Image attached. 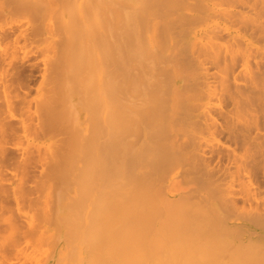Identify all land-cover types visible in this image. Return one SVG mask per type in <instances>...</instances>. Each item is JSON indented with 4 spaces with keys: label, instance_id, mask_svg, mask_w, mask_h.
I'll return each instance as SVG.
<instances>
[{
    "label": "bare ground",
    "instance_id": "1",
    "mask_svg": "<svg viewBox=\"0 0 264 264\" xmlns=\"http://www.w3.org/2000/svg\"><path fill=\"white\" fill-rule=\"evenodd\" d=\"M2 1L3 0H1V3ZM181 1L183 2V0H158L157 3L160 7L166 4L165 6L167 8L163 7L162 11H164V9L168 10L169 6L167 5L169 4L173 6L177 13L180 8L178 9L176 6L179 5V2L180 6H182L183 4ZM213 1V3L219 1L218 5L223 3V7L220 5V8L217 7L220 10L213 9L212 12H210L212 8L209 7V5H207V7H209L207 8L202 6L206 4L200 3L201 8H199L197 12L200 13L201 9L202 16H196L198 17L197 19H199V22H204L205 24L208 20L211 22L213 18L218 17V20H220L219 16H221L222 19L226 21L225 24L227 25L223 27L224 20L221 23L223 24L222 27L219 23L214 25L213 22L215 21L212 22L213 24L209 22L212 25L211 32L209 33L210 30H207V34H210V39L209 41L207 38L205 40L210 44L208 45L206 42L202 44L201 41H196L198 38L193 39V43L195 41L197 43H189L190 45L188 46L193 44L192 46H194V48L188 49V53L195 51L193 49H198V51L196 50L198 54L195 52L192 53L193 56L198 55L196 60L194 59L195 56L191 57L192 54H189L191 59L193 58L194 61H196L195 64H197V59H199V57V62H202L201 56L204 54L203 52H205V49H207L208 55L204 54L206 57L203 55L202 58L205 57L206 62H209L211 65V60H213L212 57H214L213 62L216 65H213L214 68L210 67L214 70L212 72L209 69L211 71L210 73L207 67L205 69L208 71L204 69V65H207L205 64L206 62H202L203 65L198 62L200 67H202L201 70L204 69L205 71V73H201L199 79L200 75H197L198 72H201L198 71L199 64L197 65L198 67L194 65L197 67L198 71L194 73L193 69L195 67L192 66L193 63H191V60L185 59L184 55H182V60L180 59L175 62L179 70L182 69L180 70L182 72L184 69L186 71L193 70L190 72H192L193 75L196 74L194 76L198 79L197 83L196 77L193 78V81L196 80L194 82V85L196 84L194 87L198 86V88H196L203 95L199 94L198 91L195 90L196 88L190 87L189 84L193 83L190 82L193 75H189L188 77L190 80L186 79L185 83L189 80L188 82L190 83L186 84V86L189 85L187 89L190 87V90L188 89L189 92H192L194 89L193 91L197 93L194 92L195 96L198 94L200 95L196 96L198 99L194 100V103H197L196 105L198 106L194 108V103V105H190L192 103H189V105L185 107L182 106V108L180 107L182 111L180 112L179 110L180 113L177 112L174 117H172V114L169 112V114H171L170 118H172L171 120L169 119L170 121L167 120L170 123H164L160 130H158L160 126L157 124L159 122L156 123L154 119L159 117V119L162 120L161 116L163 117L164 114L161 113L165 111L163 112V109L161 113L159 111L158 113L156 112V114L153 112L152 109L156 111L159 110V108L156 109L157 106L155 108L152 104L150 105L151 102L155 104L152 99L150 103H148V101L150 97L153 98L155 94L154 92H151V96L150 92L145 94L139 83L142 74H140L139 71L137 38L139 34H142V31L139 33V28L144 27L139 24H143L144 22L145 27L149 29L150 25L146 24V22L151 20L149 12H147L149 10L148 8L152 6L151 0L42 1L44 3L41 5L48 7V10L50 9V16H53L52 18L50 17L53 19L52 23L55 22L56 18L54 19V17L56 16L57 23L55 24L61 27V29L57 26V28L54 27L55 31L57 30L56 34H58V36L61 35V40H58V43L55 42L56 40H53L55 43H51V40L49 43L52 46H56L54 50L58 49L56 50L58 52L57 58L60 57L58 61L55 56L57 65L54 59L55 66L52 61L53 67L49 68L51 73L57 72L58 75L54 73L55 76H49L51 77L49 80H53V78L55 80H50V91L47 90L49 95H51V97H49L50 99L48 98L49 102L55 99V101H51L52 103L54 102L55 105L50 102L52 107L49 104L47 106L50 107H47L44 104L45 107L47 109L50 108V110L44 107L48 111L44 114V119L46 116L48 117L43 123H47V128L50 127L49 130L53 132L54 135H59L60 138L61 135L66 134V136L61 139L58 138V140H56L60 142L64 138L62 143L60 142L59 146L57 145L58 148L62 149L61 152L57 147H53L57 149H54L56 152L58 151L57 154L59 157L56 152H54L57 155L56 159H54L56 155L52 160L50 158L47 159V152L44 154L43 150H39L40 148H37L38 145H36L38 152L41 151L39 154L43 153L41 155H46L47 161L49 159L51 160V162L50 160L48 161L49 163L47 162L49 166L46 165V167L49 168L53 178L51 175H49L48 178L46 175L45 178H47V181L52 179L54 181L56 180L55 182L53 181L55 183L54 185L52 182L49 183L54 186L51 192L54 197L49 192L48 198L52 201L49 200L51 201V205L50 203L49 205L47 203L45 204L47 210L43 212L48 216L47 218L45 216V219L43 216L44 221L42 220L45 223V220H48L52 215L50 218L51 220H48L49 222L51 221L50 224L54 227L53 231H49L52 243L49 241L48 232H45L46 234H43L44 232L38 233L40 238L43 237L41 235H47L44 236L43 240L48 239V242L44 240L48 244V247L50 245L49 243H51L53 247L50 246V248L53 249L55 247L56 250V252L49 257L48 255L50 253L48 254L47 250L52 251L49 248L46 250V254L48 255H45L43 251L39 252L41 256L45 255L48 257H46L47 259L45 258V264H61L64 249L71 248L72 244L75 242H78V245L74 250H79L81 247L87 245L86 254L89 259L87 261L89 264H102V262L103 264H264V0H253L254 2L250 0L251 4H249V0H246L248 2L241 0L243 1L239 2L241 6L239 4V6L237 5L238 2H236V6H234L233 2L235 0H233V2L232 0L229 1L232 3H229L228 0L225 2H222L224 0ZM5 2L3 1L1 6L4 5ZM184 2H186V0H184ZM202 2H204V0ZM37 3L38 0H10L5 4L8 6L7 8L4 9L2 7V9H0L2 11L1 21L3 15L6 16L12 11H14V13L15 11H38L37 7L41 2ZM194 3L196 4L197 1H194ZM194 3H192L193 6L195 5ZM247 3L249 5H247ZM189 4L190 3H188V5ZM41 5L39 4V6ZM185 5L184 3L183 11ZM196 5L199 6V2ZM191 6L190 4V6L186 7L190 8ZM193 6L192 9L190 8L191 11L188 10L190 13L198 10L194 9ZM46 7H43V9L45 8V11H48ZM3 9L5 10L4 12ZM174 9H171L172 12ZM61 10L63 11L62 15L60 14ZM149 11L151 12V10ZM172 12L170 11L171 16L176 15V13L172 14ZM21 13L23 12H20V14ZM36 13L37 12L31 14L34 16ZM203 13L206 14L204 15ZM155 14L156 13H154V15ZM185 14L186 13H183V15H176L177 17H175L174 20L177 23L178 21L184 24L190 23L189 26H191V22L193 21V26L191 27H194L193 18H195V16L190 19V14L188 17V14ZM156 16H158V14ZM160 17L159 15L158 19H160L161 22H169V24H171L170 21L173 20V18L169 17V19L172 20L169 21V19H167L168 21H165L166 19H164V21H162ZM197 19L195 20L196 22ZM158 21L159 20L154 24H157ZM199 22L197 24H199ZM173 23L172 21V25ZM180 23L177 24L178 27L184 28L183 31L189 34L185 29H187V27L189 29L190 27L185 24L187 25L186 27L183 23L182 27ZM196 25L195 27H198L196 29L200 31V24ZM201 25L203 26L202 23ZM145 27L143 28L144 30ZM161 27L163 28L164 25L160 26L159 30L162 29ZM229 27H234V30ZM172 28L173 26L171 29ZM175 28L176 30L178 29L177 26L174 27V30L168 28L173 32V34L168 32L170 37L177 35V32L174 34ZM23 30L25 33L23 32L24 34L22 33V35L21 33L17 34L12 42L14 41L17 43L16 41L21 39L26 42L29 36L31 37L38 33L36 32L34 34L33 32H29V34L25 29ZM167 30L164 32L167 33ZM192 30H194V28H191V32ZM202 30L200 32H202ZM31 31H35L33 27ZM60 31H62V33ZM180 31L178 33L179 37H176L180 39H176L179 43L182 41L181 36L183 34L182 31L180 34ZM155 32L156 31H154V33ZM186 33L185 37L187 35ZM12 34L11 32L10 39L13 36ZM153 34L152 36H154ZM155 35L158 36L157 34ZM200 35L201 34H199V36ZM203 35L202 37L205 38ZM18 36L20 39H18ZM199 36L197 35V37ZM8 37L5 38V41L9 40ZM161 37L159 38L161 39ZM165 37L168 40V34ZM154 38L157 37L154 36ZM183 38L184 34L182 36V39ZM163 40V42L167 41H165L164 37ZM159 41L158 43L163 44V42ZM176 41H172L174 44L172 43L171 46L174 45L176 48L179 44H176ZM9 42L10 41L5 42L4 45L6 46L7 43V46H12V42ZM167 43L168 41L165 45ZM175 44L177 46H175ZM205 44H207V46ZM23 45L22 43L21 46ZM182 45H185V41ZM182 45L180 44V46ZM200 45H204L203 48L205 47V49L203 50ZM166 46L163 49H165ZM180 46L178 49L181 51L180 48H184V46ZM6 47H4V49H6ZM170 48L169 53L162 54V56L170 58L171 51L177 50H172ZM12 49L14 48L10 50ZM161 49L162 48H160V50ZM208 50L211 52H208ZM146 51L152 53L149 48H147ZM158 51L159 50H156V53L153 55L149 53L150 55L146 57L147 61L150 57H155ZM199 51L202 53H200L201 55ZM210 53L213 56L209 58ZM168 54H170V56H167ZM173 54H175V52ZM162 56L160 55V57ZM154 57L151 60H153ZM144 60L142 63H144ZM167 60L168 58L166 61ZM205 60L203 59V61ZM148 63H150V61ZM155 63L154 61V64ZM171 63H167V65H171ZM156 64L157 66L160 65L158 63ZM6 65L8 66L9 64L6 63ZM143 66L144 72L145 65L143 64ZM155 68L157 69V67ZM158 68L157 71L155 70L156 75H158L160 71V67ZM146 69H148V71L150 70L149 68ZM168 69L166 68V71H168ZM148 71L146 72L149 74ZM190 72L186 73L189 74ZM147 73L145 75H147ZM178 74H180V72L177 73V75ZM153 76L154 78L157 77L155 75ZM162 76L161 78H163ZM56 77H59V80L57 79L58 82ZM142 79L141 81L144 84L141 83L145 85ZM52 82L55 84L51 85ZM158 82H160V80H158ZM174 82L175 80H173V83ZM173 83V88L176 90V87L179 85L176 83L175 86V83ZM156 85L158 87V84ZM156 85H154V87H156ZM150 86L153 90V82L152 85L150 83ZM159 87H161V85ZM191 88L193 89L191 90ZM157 90L159 92L161 89ZM157 90H154L156 94H158ZM167 90L171 91L169 87ZM184 91L185 94L186 92L189 93L186 90ZM194 94L192 92L188 95L192 98ZM215 94H217L219 98L224 99L223 104L226 106L223 105L225 106L223 109L221 108L223 99H219V101H222L221 104H218V106L221 105L220 107H216L215 105L211 106V104L208 103L209 97H215ZM170 95L171 94H169V97ZM221 95L223 97H220ZM201 96L203 99L199 98ZM157 97L159 98V96ZM172 97L174 98L176 95H172ZM187 97L185 96V98ZM167 98L168 96L166 99ZM190 98L188 99L192 101L193 98L195 99V97L192 99ZM206 98L209 99L206 101ZM225 98L230 100V102ZM164 99L165 98L161 96L160 101L166 104L167 100L164 102ZM188 99L185 104L190 102ZM216 99H212L213 101H211L215 102ZM204 100L205 102L202 103ZM176 101L172 102L176 103ZM216 102L214 104H216ZM198 103H200L201 106ZM151 106L153 107L151 109V115H153V112L157 117L154 115L153 117H149ZM171 106L169 107H173L174 110V106ZM163 108L165 107L163 106ZM197 108L200 110L198 109L199 112L197 114L195 112L194 115L192 111L194 109V111H196ZM171 112L173 113V111ZM166 115L167 113H165V116ZM164 120H166V118ZM41 122L42 121L38 123V126L42 130L43 124H40ZM161 122H163V120ZM0 125L2 126L1 122ZM8 126L9 125L5 127ZM46 126H44L43 129L47 130V128H45ZM21 127L24 129L22 125ZM54 127H56V129L59 127L57 129L59 133H56V131L54 133ZM6 129L0 130V136H3V131H6ZM168 130H170L173 135H169L167 133ZM158 131L161 133L159 134ZM143 142L144 144H141ZM63 143L66 144L62 145ZM150 145L154 146V149L160 150L161 152H159L163 157V161L160 159L161 163L159 160H157L159 163H156L157 161L155 160H151L152 163L154 161L156 163L150 165L152 172H149L150 169L144 171L149 163L145 161V153H147V149L150 148ZM50 147H52V145H50ZM63 149L65 150L64 152ZM159 152L156 153L159 155L158 157L161 158ZM38 158H40V156ZM29 160L26 161L29 162ZM43 161L42 159V162ZM2 162H4V159L1 160V163ZM4 163H2V165ZM29 163H31V160ZM162 163L164 168L166 166V170L162 168ZM177 164L180 165L181 171L184 170L182 173L186 178H182L181 175V179L178 180L179 177L174 178L171 176L174 171L172 169H176L175 166L178 168ZM2 165H0V168L5 167ZM156 165L161 167H156ZM171 166H174V168ZM24 167L27 168V164H25ZM157 169L160 173L158 175ZM160 169L161 171L164 169L163 171L166 172L162 173ZM180 169L179 173H181ZM46 174H48V170ZM233 174H235L234 178ZM178 176H180V174ZM228 176L232 179L227 178ZM235 177L238 187L235 188L236 190L233 188V183H235L233 180ZM45 178L42 180L45 181L42 186H45L47 182ZM182 179L191 180L188 183L190 185L191 182L194 183L195 187L193 185V189H189L190 191H187L188 193L186 190L183 191L182 189L184 187H189H187L188 185L186 183V185H180L178 181ZM174 180H176V185ZM182 183H184V181ZM172 184L174 185L173 188ZM175 186V190H172ZM190 188H192V186ZM179 191L186 193L182 192V194H175V192ZM26 193H21V195L23 196ZM22 196H19V198H23ZM10 197H12V195H10ZM24 197L26 198V195H24ZM19 198L17 199L19 200ZM23 201H25V199L19 200L18 202L24 204ZM21 204L20 209L22 210L23 207H21ZM36 206L38 209L39 206ZM1 208L3 207L0 205V221L4 220L3 223L5 225L1 227V225H3L1 224L0 227L2 229L0 230L3 231L5 226H7L11 234L10 236L14 238L16 233H19V231L20 233L23 232V230H20L22 226L21 224L20 226L18 225L19 223L18 220L15 219V214L13 215V219L15 220L10 217L9 220L8 214L10 216V210L12 209L7 211V208H5V214L4 210ZM16 209L18 210L19 207ZM49 213H51V215H49ZM4 214L8 219H6V217V220L1 218ZM41 217L42 215L40 216V220L42 219ZM11 220L13 224L10 222ZM14 222L18 225L17 228ZM40 224L39 227H41ZM23 227H25V224ZM33 227L34 226L31 224L28 225L27 230L23 232L25 238L27 235H30V237L33 235V238L38 235L34 236L36 229L34 232V230H32ZM5 230L3 231L4 233L6 232ZM2 231H0L1 234H3ZM16 236L19 237L18 235ZM1 237L0 264H5L8 261L6 259L11 256L19 257L21 255L20 257H29L30 254L28 253L27 255V249H22L26 247L17 249L19 245H16L17 241H14L16 238L12 239L13 244L16 242V247L11 244L14 248L11 252L9 250V241L6 242L9 238L4 240L5 238L1 239ZM9 240H11V238ZM37 241L41 242L40 240H36V242ZM38 245H40V243H38ZM42 245L40 247H42ZM72 250H70V254L73 253L74 250ZM77 255L80 256V251L77 252ZM5 260L6 262H4Z\"/></svg>",
    "mask_w": 264,
    "mask_h": 264
},
{
    "label": "rangeland",
    "instance_id": "2",
    "mask_svg": "<svg viewBox=\"0 0 264 264\" xmlns=\"http://www.w3.org/2000/svg\"><path fill=\"white\" fill-rule=\"evenodd\" d=\"M4 2L6 1V0H3ZM3 1H2V3H3ZM10 1V0H9ZM8 0L4 3V5L5 4H7V2H9ZM43 1V0H42ZM41 0H38V3L39 2H41V3H39L40 5L42 4V3H44V2H42ZM157 1L158 0H151V4H152V6H151V8H148L149 10H151V12L148 10L147 12H149V15H150V18H151V20L149 21V22H146V24H148V25H150L149 26V29L148 28H146L145 27V25H144V22H143V24H139V25H143L144 27H145V30L143 29V28H141L140 26V32L139 33H141V31H142V34L140 35H138V38H137V44H138V49H137V51H138V63H139V71H140V74H142V76H141V79H142V77H143V81L145 82V85H143L144 83L141 81V79H140V81H139V83H140V86H141V88L144 90V93L146 94V93H148V92H150V96H151V92H154V97L153 98H151L150 97V100L148 101V103H150L152 100L154 101V103L156 104H153L152 102L150 103V105L152 104V106L154 107L155 106V108H156V106H157V108L156 109H158L159 108V110H156V111H154V109H152L153 107L151 106L150 107V115H149V117H153V115H154V113L156 114V112L158 113L159 111H160V113H161V111L163 110V112L164 113H161V114H164L163 115V117L161 116V119L163 120V122H161L162 120H160L159 119V117L158 118H155L154 120L156 121V123L157 122H159V123H157L160 127L158 128V130H160L161 129V127L164 125V123L165 124H169L170 122V120H171V118L172 117H174L176 114H177V112L178 113H180L182 110H181V108H182V106H186V105H189V103H192V104H190V105H194L195 103H194V100H196V99H198V98H196V96H198L199 94H201V92H199L198 91V86H196V87H194L195 85H194V82L196 81V80H194L193 81V78H195L196 76H194V75H196V74H194L193 75V73L192 72H190V71H193L194 73H197L198 71H201V72H198L197 73V75L199 76V79H200V77H201V73L202 72H204L205 73V71H204V69L207 67V69L209 70H211L212 72H213V70L214 69H211L210 67H213V65L215 64L214 62H213V60H214V57H212V59L213 60H211V62L213 63H211V65L209 64V62H206V55H208L207 54V49H205V47L203 48V46H201L200 45V47L201 48H203V50L205 49V52H203L204 54H206V55H204V54H202L200 51H199V54L201 53L202 54V56L204 55L205 57L204 58H202V56H201V61L202 62H206L205 64H207V65H204V69L203 70H201V68L202 67H200V64L199 63H202V62H199V59H200V57H199V59H197V61L199 62H197V64H195V62L196 61H194V59L196 60V57L198 58V55H194L195 56V58L193 59H191V57H194L193 56V52H197L198 51V49H193V50H195V51H193L192 53H188V49L190 50V49H192V48H194V46H192L193 44H195V42L198 40V42H200L201 41V43L203 44L204 42H206V43H208V45L210 44L208 41H209V39H210V34H207L208 33V31L207 30H210L209 31V33L211 32V29H212V25L211 24H213L214 23V25H217V23H219L220 24V26L222 27V25H223V27L225 26V25H227V24H225V20L224 19H222V17L221 16H219L220 18V20H218V17L217 18H213L212 19V21L210 22L209 20L208 21H206L205 22V24H204V22H199V19H197L199 16H202V11H201V9H200V13H198L197 11H199V8H201V4L202 3H204V4H206V5H202V6H204V7H207V5H209V7H211L212 9L210 10V12H212V10L213 9H216V10H220V9H218L217 7H219L220 8V5H221V7H223V3H220V5H218L219 4V1L218 2H215V3H213L214 1L212 0V1H210V0H204V2H202L201 0V2L200 1H198V0H193V2H192V0H186V2H184V0H183V2L181 1V3L184 5V3L186 4L185 5V8H184V11H183V5L182 6H180V2L178 3L179 5L178 6H176V5H174V6H176L178 9H179V12H177L178 14H180V15H183V13H186V14H188L187 15V17L189 16V14H190V16H189V18L190 19H192L193 18V16H195V18H193L194 19V27H191V26H193V24H192V22H191V26H189V24L188 23H185V24H187L190 28V30L188 29V27H187V25H185L183 22V24L187 27V29H185V31H187V32H189V34H187L186 32H184L183 31V29L182 28H179L178 27V23H180L179 21H178V23L174 20L175 19V17H177L176 15H178L175 11V9L173 8V6H170L169 4L167 5V6H169V9L167 10V9H164V11H162L163 9V7H165V8H167L165 5L166 4H164L163 5V7H160V5H158V3H157ZM194 1L196 2L197 1V3L199 2V6L198 5H196L195 3H194ZM216 1V0H215ZM226 0H224V1H222V2H225ZM230 0H228V2H229ZM243 1H246V0H243ZM243 1H239V0H235L234 2H233V0H232V2H233V4H234V6H236V2H238L237 3V5L239 4V2H243ZM257 1V0H256ZM155 2V3H154ZM190 3L192 6H193V4L192 3H194L195 5L193 6V8L194 9H198V10H196V12H189L188 10H190V8L192 9V6L190 7V8H187L186 6H190V4L188 5V3ZM207 2V3H206ZM232 2H229V3H232ZM246 2H248V1H246ZM245 2V3H246ZM252 2H254L253 0H252ZM1 0H0V6H1ZM37 3V4H38ZM201 3V4H200ZM209 3V4H208ZM39 4H38V11H31V12H29V11H15V13H14V11H12V12H10V13H8L6 16L5 15H3V19H2V21H1V18H2V11L0 10V122H1V124H2V126L0 125V130H3L4 128L6 129V128H8V129H6V131H3V136H0V163H1V160L2 159H4V162H6V163H4V162H2V163H4L3 165L5 166L4 168H0V205L3 207V208H1V209H5V208H7L6 210L7 211H9L10 209H12V210H10V212H11V214H12V216H11V214H10V216H9V214H8V218L10 217V218H12L13 219V215L16 217L15 219L16 220H18V225L20 226V224H21V226H22V229H20L21 231L23 230V232L24 231H26L27 230V227H28V225L29 224H31L32 226H34L33 227V229L32 230H34V232H35V229H36V232H35V234H34V236L35 235H37L38 233L40 234V233H42V232H44L43 234H46L47 232V234H48V237H49V239H50V236H49V231H53V226H51V221L49 222L48 220L52 217V215H51V211H49V212H51V213H49V215H51V217L50 218H48V220H45L46 222L44 223L43 221H44V219H45V216H46V213H44L43 211H45V210H47L46 209V206H45V204L47 203L48 205H49V203H50V205H51V199L50 198H48V196H49V192L51 193L52 192V190H53V185L55 184L54 182L56 181H54L53 179L52 180H49V181H47V178H48V176L49 175H51V173H50V171H49V168L48 167H46V165L49 163L48 161L51 159H53V157L58 153V151L56 152V148H53V147H57L58 148V146H59V143L61 142L62 143V141L64 140V138H63V140L62 141H56V140H58V138H60V136L58 135V136H56V135H54L53 134V132H51L50 130H49V128H47L48 127V125L46 126V124L47 123H43V121L48 117V116H46V118L44 119V114H46L48 111L47 110H50V108L49 109H47L46 107H45V105L47 106L48 104L49 105H51V101H55V99L54 98H52V99H54V100H50V102H49V97H51V95H49V93H48V91L47 90H49L50 91V83L49 82H51L50 80H52V79H50L49 80V78H51V77H49V76H52L53 77V75H54V73L55 72H53V73H51V70L49 71V68L50 67H53V65H52V63L54 64V59H55V56H56V58H57V54H58V52L56 51V50H58V49H56V50H54V47H56V46H52L51 44H49L50 43V41H51V43L53 42V43H58L57 41L59 40H61L60 39V37H61V35H60V33H59V35L60 36H58V34H56V31H55V28L54 27H56L57 25L55 24V23H57L56 22V20H57V17L55 16L54 17V19L56 18V20H55V22L54 23H52L53 22V19H51L52 17L50 16V14H51V12H50V9L48 10V7H46L44 4V6H39ZM214 4V5H213ZM249 4H251V2H250V0H249ZM248 3H247V5H249ZM4 5H2L1 6V8L0 9H2V7L5 9V8H7L8 6H6L5 5V7H4ZM213 5V6H212ZM240 5V4H239ZM238 5V6H239ZM245 5V4H244ZM233 6V5H232ZM241 6V5H240ZM40 7H42V8H40ZM43 7H46V10H48V11H45V8L43 9ZM156 7H157V9H156ZM172 7V8H171ZM182 7V8H181ZM209 7H207V8H209ZM216 7V8H215ZM176 8V9H177ZM207 8H205V9H207ZM3 9V12L5 11ZM41 11H40V10ZM158 9H160V10H158ZM174 9V13L172 12V10ZM177 9V10H178ZM182 9V10H181ZM186 9V10H185ZM204 9V10H205ZM222 9V8H221ZM203 10V11H204ZM162 11V12H161ZM165 11H166V13H165ZM170 11L172 12V14H175L176 13V15H172L171 16V14H170ZM191 11V10H190ZM208 11H209V9H208ZM20 12H23V13H21L20 14ZM28 12V13H27ZM35 12H37L36 13V15H32V14H35ZM39 12V13H38ZM48 12H50V13H48ZM156 13L155 15H154V13ZM181 12V13H180ZM207 12V11H206ZM210 12H208V13H210ZM30 13V14H29ZM32 13V14H31ZM43 13V14H42ZM46 15H45V14ZM47 13H48V15H47ZM60 13V12H59ZM196 13H197V15H196ZM207 13V14H208ZM24 14V15H23ZM38 14V15H37ZM61 15L63 14V11L61 10V13H60ZM151 14H153V15H151ZM158 14V16H156ZM185 14V15H186ZM201 14V15H200ZM204 15L206 14V13H203ZM10 15V16H9ZM44 15V16H43ZM159 15L161 16L160 18L162 19V21H164V19H166L165 21H168L167 19H169V17L170 18H173V20L172 19H169V21L170 20H172L174 23H173V25H172V21H170V23L171 24H169V22H161V20L160 19H158V17H159ZM179 15V16H180ZM204 15H203V17H204ZM5 16V17H4ZM41 16H42V18H41ZM49 16V17H48ZM59 16V15H58ZM164 16V17H163ZM168 16V17H167ZM196 16H198V17H196ZM13 17V18H12ZM32 17V18H31ZM51 17V18H50ZM62 17V16H61ZM152 17H156L155 19L154 18H152ZM30 18V19H29ZM42 19V20H41ZM49 19H50V21H49ZM197 19V22L195 21ZM222 19V20H221ZM22 20V21H21ZM46 20V21H45ZM157 20H159L158 21V23L157 24H154V23H156L157 22ZM217 20V21H216ZM224 20V22H223V24H221L222 23V21ZM213 21H215V22H213ZM47 24H46V23ZM49 22H50V25H49ZM176 22V23H175ZM199 22V24H197ZM207 22H208V24H207ZM211 24H210V23ZM213 22V23H212ZM160 23H162L163 25H164V27L162 28V29H160L159 30V28H160V26H163L162 24H160ZM167 23V24H166ZM182 23H180V26L182 25ZM197 25H199V29H200V31L202 30V28H203V30L206 32H204L203 30H202V32H200L198 29H196V28H198V27H195V25L196 24ZM201 23L203 24V26L201 25ZM216 23V24H215ZM43 24V25H42ZM218 24V25H219ZM33 25V26H32ZM52 25V26H51ZM54 25V26H53ZM154 25H156V26H154ZM159 25V26H158ZM169 25H170V27H169ZM173 26V28L171 29V27ZM196 25V26H197ZM210 25V26H209ZM33 27V30H35V31H31L32 30V27ZM36 28H35V27ZM147 26V25H146ZM154 26V27H153ZM168 26V27H167ZM177 26V30H176V28H175V31H174V34L177 32V35L176 36H172V37H170V35H169V33L171 32L172 34H173V32L172 31H170V30H174V27H176ZM209 26V27H208ZM58 28H60L61 29V27H60V25H58L57 26ZM56 27V28H57ZM156 27V28H155ZM167 27V28H166ZM182 27H183V25H182ZM204 27H206V28H204ZM227 27V26H226ZM18 28V29H17ZM28 28V29H27ZM45 28V29H44ZM170 30H169V29ZM191 28H194V30L196 31H194V30H192V32L194 33H192L191 32ZM208 28V29H207ZM230 29H233L234 30V27L233 28H231V27H229ZM23 29H25L26 30V32L27 33H36V32H38V33H36L35 35H33V36H29L28 37V39H27V41L25 42V41H23L22 39L21 40H17L16 41V39H15V41L17 42V43H15L14 41V43H15V45H14V43L12 42V40L15 38V36L17 35V34H19V33H21V35H22V33L24 32V30ZM30 29V30H29ZM149 31H148V30ZM164 29V30H163ZM168 29V30H167ZM236 29V28H235ZM23 30V31H22ZM153 30V31H152ZM163 30V31H162ZM165 30H167L166 32L167 33H165L164 31ZM182 31L183 32V34H184V38L182 39V36H183V34H182V36H181V42L179 43L178 42V40L176 41V39H179V38H176V37H179V31ZM40 31V32H39ZM147 31V32H146ZM154 31H156L155 33H154ZM159 31V32H158ZM180 31V34L182 33ZM199 31V32H198ZM13 33L12 35L14 36H12L11 37V39H10V33ZM61 33H62V31H60ZM169 32V33H168ZM25 33V32H24ZM23 33V34H24ZM29 33V34H30ZM56 35H55V34ZM154 33V34H153ZM161 33H163V34H161ZM185 33L187 34L186 35V37H185ZM192 33V34H191ZM197 33V34H196ZM149 34V35H148ZM152 34L155 36V37H157V38H154V36H152ZM155 34H157L158 36H156ZM161 34V35H160ZM164 34H166V35H164ZM167 34H168V40H167V38L165 37V36H167ZM199 34H201L200 36H199ZM204 34V35H203ZM206 34V35H205ZM9 37H8V36ZM21 35H20V37H21ZM197 35L199 36V37H197ZM202 35L205 37V38H203L202 37ZM9 38V40H7V41H10L9 43H11V44H13L12 46H7V43H6V46L4 45L5 44V42H7V41H5L6 39L5 38H7V37ZM38 36V37H37ZM58 36V37H57ZM148 36H149V38H148ZM152 36V37H151ZM162 36V37H161ZM207 36V37H206ZM34 37V38H33ZM159 37H161V39L159 38ZM163 37L165 38V41L167 40L168 41V43L165 45V43L167 42H163L164 40H163ZM189 37H191V38H189ZM22 38V37H21ZM159 38V39H158ZM171 38H173V39H171ZM196 38H198V39H196ZM199 38H202V39H199ZM208 39V41H206L205 39ZM18 39H20L19 38V36H18ZM30 39V40H29ZM142 39V40H141ZM147 40V42H146V40ZM188 39V40H187ZM193 39H196V41L193 43ZM204 39V40H203ZM3 40H4V42H3ZM53 40H56L55 42L53 41ZM153 40H155V41H153ZM159 40H161V41H159ZM180 40V39H179ZM192 40V41H191ZM203 40V41H202ZM19 41H21V42H19ZM23 41V42H22ZM140 41V42H139ZM158 41L159 42H163V44L162 43H158ZM172 41H176L175 43L176 44H178V46L175 44V46H177L176 48L174 47V45L173 46H171L172 45ZM184 41H185V45H182L183 43H184ZM191 41V42H190ZM3 42V43H2ZM25 42V43H24ZM34 42V43H33ZM151 42H153V43H151ZM22 43L25 45H23V46H21L22 45ZM142 43V44H141ZM145 43V44H144ZM189 43H193V44H191V46H188V45H190ZM197 43V42H196ZM3 44V45H2ZM144 44V45H143ZM154 44V45H153ZM155 44H157V45H155ZM162 44V45H161ZM174 44V43H173ZM180 44L182 45V46H184V48H180L181 49V51L178 49L179 48V46H180ZM199 44V43H198ZM197 44V45H198ZM9 45V44H8ZM17 45V46H16ZM155 47H153V46ZM160 45V46H159ZM163 45H165L166 46V50L165 49H163L165 46H163ZM206 46H207V44H205ZM1 46H3V47H1ZM50 46V47H49ZM143 46V47H142ZM158 46V47H157ZM182 46H180V47H182ZM196 46V45H195ZM4 47H6V49H4ZM14 48V49H12V50H10L11 48ZM159 48V49H157V48ZM170 47H172V48H170ZM189 47V48H188ZM191 47V48H190ZM2 48V49H1ZM17 48V49H16ZM23 48V49H22ZM147 48H149V50L151 49V51H152V53H150V52H148V51H146V49ZM160 48H162L161 50H160ZM169 48L170 49H177V50H173V51H171L170 53H171V56H170V54H168L167 56H170V58L172 57V56H174V57H172L171 59L169 58V57H167L168 58V60L166 61V56H162V54H167V53H169ZM196 48H199V47H196ZM201 48H199V50H202ZM207 48H209V47H207ZM8 49H9V51H8ZM53 49V50H52ZM145 51H144V50ZM183 49H186V50H183ZM7 51V52H5V51ZM15 52H14V51ZM17 50V51H16ZM156 50H159L158 52H157V54L155 55V57H154V61L156 62V63H158V64H160L159 66H157V64L155 63L154 64V61L153 60H151L152 58L150 57V59H148V61H147V58L146 57H148V55H150V54H155L156 53ZM164 50V51H163ZM179 50V51H178ZM197 50V51H196ZM210 50V49H209ZM208 50V52H211V51H209ZM162 51H163V53H162ZM186 51V52H185ZM13 54H12V53ZM57 52V53H56ZM147 52V53H146ZM175 52V54H173ZM189 52H191V51H189ZM150 53V54H149ZM188 53V54H187ZM56 54V55H55ZM146 54V55H145ZM181 56H180V55ZM192 54V56L190 57V55ZM196 54H198V53H196ZM200 54V55H201ZM151 55V56H152ZM160 55L162 56V57H160ZM182 55H184V58L185 59H189V60H191V63H193V65L192 66H197L198 64H199V69H198V71H197V67H195L196 68V70H195V68L193 69V70H188V71H186L185 69L183 70V72L182 71H180V70H182V69H180L179 70V68H178V66H176V61H178V60H182ZM187 55H189V56H187ZM199 55V56H200ZM210 56H209V58L211 57V56H213L211 53L209 54ZM10 56V57H9ZM60 57V56H59ZM58 57V58H59ZM165 57V58H164ZM208 57V56H207ZM57 58V59H58ZM183 58V59H184ZM7 59V60H6ZM145 59V60H144ZM156 59V60H155ZM162 59H163V62H162ZM203 59L205 60V61H203ZM143 60H144V63H142L143 62ZM169 60H171V61H169ZM193 60V61H192ZM208 60V59H207ZM4 61H6V62H4ZM53 61V62H52ZM57 60L55 59V63H56V65H57V62H56ZM58 61H59V59H58ZM150 61V63H148ZM165 61V62H164ZM209 61V60H208ZM52 62V63H51ZM171 63V65H167V63ZM216 62V61H215ZM6 63L7 64H9L8 66L6 65ZM146 63V64H145ZM148 63V64H147ZM143 64L145 65V71L143 72V69H144V66H143ZM5 65V66H4ZM50 65V66H49ZM153 65H155V66H153ZM163 65V66H162ZM202 65H203V63H202ZM209 65V66H208ZM216 65V64H215ZM214 65V66H215ZM54 66H55V64H54ZM142 66H143V68H142ZM146 66H148V67H146ZM174 66V67H173ZM155 67H157V69H159L158 67H160V71H159V73H160V75H159V73H158V75H156L155 73H156V71H157V69L155 68ZM168 67H169V69H168ZM177 67V68H176ZM209 67V68H208ZM146 68H149L150 70L148 71V69H146ZM154 68H155V70H154ZM165 68V69H164ZM166 68L168 69V71H166ZM175 68V69H174ZM214 68V67H213ZM1 69H2V71H1ZM191 69V68H190ZM207 69H205V70H207ZM4 70V71H3ZM52 70H55V69H52ZM171 70V71H170ZM207 70V71H208ZM208 71V72H210L211 73V71ZM56 71V70H55ZM58 71V70H57ZM146 71H148L149 72V74L146 72ZM196 71V72H195ZM206 71V72H207ZM165 72V73H164ZM168 74H167V73ZM180 72V74H178V75H180V76H178L177 75V73H179ZM188 72H190L189 74H187ZM147 73V75H145ZM183 73V74H182ZM184 73H185V75H184ZM203 73V74H204ZM164 74V75H163ZM167 74V75H166ZM182 74V75H181ZM55 75H57V72L55 73ZM54 75V76H55ZM153 75H155V76H157V77H155L154 78V76ZM163 75V76H162ZM184 75V76H183ZM192 76V80H190V78L188 77V76ZM58 76V75H57ZM161 76L163 77V78H161ZM159 77H160V79H159ZM167 77H169V78H167ZM171 77V78H170ZM178 77V78H177ZM180 77V78H179ZM185 77V78H184ZM186 77H188V78H186ZM59 78V77H58ZM57 77H56V80L58 79ZM140 78V77H139ZM158 78V79H157ZM167 78V79H166ZM174 78V79H173ZM175 78H177V79H175ZM184 78V79H183ZM186 79H189L190 80V82H193L192 84H189L190 85V87H193V88H196L195 90H197L198 91V95H196L195 96V94H194V92L195 91H193L194 89L193 88H191V90H192V92H193V94H194V96L193 97H195V99L193 98V101L192 100H189L188 98H190V96L188 95V94H191L192 92L190 91L189 92V90L187 89V87L189 86H186V84H188V83H190V82H188L189 80H187V83H185L186 82ZM196 79H197V77H196ZM53 80H55L54 78H53ZM52 80V81H53ZM59 80V79H58ZM58 80H57V82H58ZM158 80H160V82H158ZM161 80H163V81H161ZM173 80H175V86H176V83L179 85V86H177L176 87V90L173 88V86L174 85H172V83H173ZM183 82H182V81ZM165 81V82H164ZM171 81V82H170ZM200 81V80H199ZM143 84H142V83ZM152 82H153V87H154V85H156V84H158V87H157V85H156V87H154V89L152 90V87L150 86V83H151V85H152ZM155 82V83H154ZM161 82H163V83H161ZM244 82V81H243ZM164 83H166V84H164ZM173 83V84H174ZM182 83V84H181ZM197 83H198V79H197ZM49 84V85H48ZM53 84V82L51 83V85ZM55 84V83H54ZM53 84V85H54ZM142 84V85H141ZM171 84V85H170ZM183 84H185V85H183ZM149 85V86H148ZM161 85V87H159ZM166 85H168V86H166ZM180 85H181V87H180ZM192 85V86H191ZM198 85V84H197ZM172 86V87H171ZM185 86H186V89H185ZM169 87V90H171V91H168L167 90V88ZM170 87H171V89H170ZM181 89H180V88ZM49 88V89H48ZM52 88H54V87H52ZM151 90H150V89ZM156 88V89H155ZM180 89V90H178V89ZM149 89V90H148ZM157 89H161L159 92H158V90ZM154 90H157V93L158 94H156V91H154ZM165 90V91H164ZM184 92H182V91ZM184 90H186V91H188L189 93H187L186 92V94H185V91ZM53 91V90H52ZM168 91V92H167ZM164 92H165V94H164ZM175 92V93H174ZM178 92V93H177ZM180 92V93H179ZM171 94L170 95V97H169V94ZM178 95H177V94ZM196 93V92H195ZM51 94V93H50ZM176 95V97L177 98H179V99H177L176 97H172V95L173 96H175ZM182 94H184V95H182ZM197 94V93H196ZM48 95V96H47ZM168 96V98L171 100H169L168 98L166 99V97ZM201 95H203V94H201ZM216 96L214 97V96H210L209 98L211 99V97H212V99L213 100H215L216 98V101L218 102H216V104H214L215 102H212L209 98H206L205 100L207 101L208 99H209V101H208V103H210L211 104V106H216V107H220L221 105L223 106V105H225V104H223L224 103V99L223 98H219V96L217 95V94H215ZM157 96H159V98L157 97ZM161 96L163 97V98H165L163 101L164 102H166V100H167V102H166V104L165 103H163V102H161L160 101V98H161ZM179 96V97H178ZM183 96V97H182ZM185 96L187 97V98H185ZM192 96V95H191ZM200 96V95H199ZM156 97V98H155ZM172 97V98H171ZM215 99H214V98ZM220 97H223L222 95L220 96ZM225 97V96H224ZM49 98V99H48ZM181 98H183V99H181ZM192 98H190V99H192ZM199 98H202L203 99V97L201 96V97H199ZM227 98V97H226ZM225 98V99H226ZM152 99V100H151ZM155 99V100H154ZM174 99V100H173ZM187 99L190 101V102H187V104H185V102L187 101ZM219 99H223L222 101H219ZM48 100V101H47ZM177 100V101H176ZM205 100L204 101H202V103L203 102H205ZM226 100H228V99H226ZM226 100H225V103H226ZM7 101V102H6ZM48 103H47V102ZM156 101V102H155ZM174 101H176V103H178V104H176V103H173ZM180 101H181V103H180ZM200 101V100H199ZM211 101V102H210ZM229 102H230V100H228ZM227 101V102H228ZM47 104H46V103ZM169 102H170V104H169ZM195 102H198V101H195ZM221 102H222V104H221ZM172 103H173V105H172ZM194 103V104H193ZM201 103V102H200ZM200 103H198L199 105H200ZM201 103V104H202ZM221 104L220 106H218V104ZM45 104V105H44ZM52 104H54V102L52 103ZM158 104H159V106H158ZM197 104V103H196ZM195 104V106H193L194 108L196 107V106H198V105H196ZM55 105V104H54ZM168 105V106H167ZM174 106V110H173V107L172 106ZM178 105H180V106H178ZM227 105H228V103H227ZM6 106V107H5ZM7 106H9V107H7ZM163 106L166 108H163ZM169 106H171L172 108H170ZM175 106H177V107H175ZM201 106V105H200ZM199 106V107H200ZM221 106V108L223 109L225 106H223L222 107ZM47 109H45V108ZM47 107H50V106H47ZM51 107H52V105H51ZM54 107V106H53ZM181 107V108H180ZM37 108H38V112H37ZM175 108H176V111H175ZM178 108V109H177ZM201 108V107H200ZM153 110V112H152V114L153 115H151V111ZM170 109H171V111H173V113L170 111ZM199 108H197L196 109V111H192L193 112V114L195 115V112H196V114L199 112V110H198ZM168 110V111H167ZM179 110H180V112H179ZM169 112L172 114V117L170 118V115L171 114H169ZM191 112V111H190ZM191 112V113H192ZM165 113H167V117L165 116ZM189 113V112H188ZM169 114V115H168ZM154 116H156V115H154ZM157 117V116H156ZM166 118V120H164V119ZM49 119V118H48ZM152 119V118H151ZM169 121H168V120ZM158 120V121H157ZM160 120V121H159ZM40 121H42L40 124H43V128H44V126H46L45 128H47V130H45V129H43L42 128V130L39 128V126H38V123L40 122ZM49 121V120H48ZM47 121V122H48ZM165 121V122H164ZM168 121V122H167ZM46 122V121H45ZM50 122V121H49ZM6 123V124H5ZM155 123V124H156ZM163 123V124H162ZM5 124V125H4ZM49 124V123H48ZM4 125V126H3ZM7 125H9L8 127H5V126H7ZM21 125L23 126V128L24 129H22V127H21ZM49 125H51V124H49ZM157 125V126H158ZM37 126V127H36ZM154 126V125H153ZM166 126V125H165ZM164 126V127H165ZM4 127V128H3ZM3 128V129H2ZM37 128H38V130H37ZM53 128V127H52ZM51 128V129H52ZM55 128V130L54 129H52V130H54V133H55V131H56V133H59V131L57 132V129L59 128V127H57V129H56V127H54ZM61 129V128H60ZM25 130V131H24ZM61 131V130H60ZM152 131V130H151ZM6 132V133H5ZM62 132V131H61ZM63 133V132H62ZM158 133L160 134L161 132L160 131H158ZM167 133L169 134V135H173V133L172 132H170V130H168L167 131ZM171 133V134H170ZM53 134V135H52ZM64 134V133H63ZM64 136H66V134H64V135H61V138L62 137H64ZM203 137H205L204 135H202ZM68 137V136H67ZM66 137V138H67ZM60 138V139H61ZM65 138V139H66ZM67 140V139H66ZM65 140V141H66ZM64 141V142H65ZM57 142V143H56ZM66 144V143H65ZM64 143L62 144V145H65ZM141 144H144V142L143 143H141ZM36 145H38V147L36 146ZM50 145H52V147H50ZM58 145V146H57ZM61 145V146H62ZM36 147L37 148H40L39 150H43V153L44 154H46L45 152H47V154H48V157H47V159L48 158H50L48 161H47V159H46V155L44 156V155H41V154H43V153H40L39 154V152H41V151H39L38 152V150L36 149ZM42 148H44V149H42ZM62 148V147H61ZM65 148V147H64ZM30 149V150H29ZM33 149H34V151H33ZM36 149V150H35ZM46 149V150H45ZM54 149H56V150H54ZM58 149H60V148H58ZM45 150V151H44ZM61 150L62 149H60L59 151L61 152ZM38 153H37V152ZM65 150L63 149V152H64ZM160 150H156V149H154V146H152V145H150V148H148L147 149V153H145V155H146V159H145V161H148L149 163H148V166H147V168H145V170L144 171H148L149 169H150V165H153V163H155V161H157V160H159V162H160V159H162L161 161H163V157H162V155L160 154V152H159ZM29 152H31V153H29ZM54 152H56V154L54 153ZM159 152V154L161 155V158L160 157H158L159 155L157 154V153ZM33 153V154H32ZM31 156V158H30V156ZM58 155V154H57ZM57 155L54 157V159H56L57 158ZM28 156H29V159L31 160V163H29L30 162V160L28 159ZM33 156V157H32ZM40 156V158H38ZM43 157H45V158H43ZM58 157H59V155H58ZM155 157V158H154ZM156 157H158V158H156ZM44 160L43 162H42V159ZM40 159V160H39ZM26 160H29V162H27ZM51 160H50V162H51ZM151 160H155L153 163H152V161ZM27 162V163H26ZM48 162V163H47ZM158 161L156 162V163H159ZM2 163L0 164V165H2ZM29 163V164H28ZM46 163V164H45ZM155 163V164H156ZM161 163V162H160ZM6 164V165H5ZM25 164H27V168L26 167H24L25 166ZM154 164V165H155ZM2 165V166H3ZM160 165V164H159ZM159 165H156V167L157 166H159ZM47 166H49V165H47ZM161 166H162V168H164L163 167V163L161 164ZM161 166H159V167H161ZM165 166V165H164ZM177 166H178V168L175 166V168L176 169H172V170H174L173 172H172V174H171V176L172 177H179L178 178V180L179 179H181V175H182V178H184L185 176H184V174L182 173L184 170V168L182 169L183 171H181V167H179L180 165H178L177 164ZM149 167V168H148ZM155 167V166H154ZM156 167H155V169H156ZM159 167H158V169H159ZM171 167H173L174 168V166H171ZM152 168H153V166H152ZM165 168H166V166H165ZM164 168V169H165ZM168 168V167H167ZM157 169V175L158 174H160L159 173V170ZM164 169H162V171H161V169H160V172H166V171H163ZM169 169V168H168ZM167 169V170H168ZM179 169H180V172L181 173H179ZM47 170H48V174H46V172H47ZM153 170V169H152ZM166 170V169H165ZM46 171V172H45ZM153 171H155V170H153ZM149 172H152L151 171V169H150V171ZM232 173H234L233 171H231ZM50 173V174H49ZM161 173V174H162ZM156 174V173H155ZM154 174V175H155ZM165 174V173H164ZM163 174V175H164ZM180 174V176H178ZM47 175V176H46ZM45 176L47 177V178H45ZM52 176V175H51ZM51 176H50V178H51ZM170 176V177H171ZM234 176H235V174H233V178H234ZM231 177H232V174H231ZM44 178H45V180L47 181L46 182V184H45V186H42V185H44V183L43 182H45V181H42V180H44ZM52 178H53V176H52ZM186 178V177H185ZM227 178H229V179H232V178H230L229 176L227 177ZM237 178H238V176H237ZM177 179V178H176ZM229 179H228V181H229ZM239 179V178H238ZM237 179V180H238ZM188 180H189V177H188ZM188 180H180V181H178V182H180V185H188L187 187H189V188H186V187H181V188H183L182 190L183 191H185L186 190V192L187 191H190L189 189H193V185H194V183H192L191 182V185L188 183V182H190V181H188ZM227 180V179H226ZM236 180V177H235V179L233 180V181H235ZM54 181V182H53ZM58 181V180H57ZM184 181V183H182V182ZM53 183V185H51V184H49V183ZM174 182H175V185L177 184L176 183V180H174ZM58 183V182H57ZM56 183V184H57ZM182 183V184H181ZM186 183V184H185ZM234 184V186H233V188H234V190H236L235 188H238L237 187V183H236V181H235V183H233ZM39 185V186H38ZM179 185V184H178ZM178 185H177V188H178ZM173 184H172V188H173ZM192 186V188H190ZM56 187V186H55ZM146 187H147V185H146ZM194 187H195V185H194ZM171 188V187H170ZM175 188H176V186L174 187V189H172V190H175ZM177 190V189H176ZM180 190V189H179ZM4 191H6V192H4ZM14 191V192H13ZM182 191V192H183ZM13 192V193H12ZM27 192V193H26ZM170 192H171V190H170ZM182 192H175V194H182ZM186 192H183V193H186ZM21 193L23 194V193H26V194H24V195H26V198L24 197V195L22 196L21 195ZM172 194H173V192H171ZM188 193V192H187ZM15 194H17V195H15ZM52 194V193H51ZM6 195H8V196H6ZM10 195H12V197H10ZM17 196V197H16ZM19 196L21 197H23V198H19ZM52 196H53V194H52ZM52 196H50V197H52ZM147 196V195H146ZM54 197V196H53ZM52 197V198H53ZM10 198V199H9ZM11 198H13V199H11ZM15 198V199H14ZM17 198H19V200H23V199H25V201H23V203L24 204H21V203H19L18 201V199ZM26 199H27V201H26ZM37 200V201H36ZM40 200V201H39ZM49 200H51V201H49ZM31 201V202H30ZM36 204V205H38L39 207H38V209H37V206L33 203V202ZM42 201V202H41ZM49 201V202H48ZM14 202V203H13ZM22 202V201H21ZM41 202V203H40ZM31 203V204H30ZM40 203V204H39ZM20 204L22 205L21 207H23L22 208V210L20 209ZM27 204H28V206H27ZM15 205V206H14ZM18 205V206H17ZM26 205V206H25ZM25 206V207H24ZM29 206H31V207H29ZM36 206V207H35ZM17 207H19V211L16 209ZM44 209H43V208ZM49 207V206H48ZM47 207V208H48ZM15 208V209H14ZM27 208V209H26ZM41 208V209H40ZM25 209V210H24ZM51 209V208H50ZM2 210V211H3ZM41 210V211H40ZM49 210V209H48ZM52 210V209H51ZM1 211V212H2ZM13 211V212H12ZM18 211V212H17ZM42 212V213H40V212ZM15 212V213H14ZM37 212H39V213H37ZM4 213L6 214V212H5V210H4ZM43 213H44V215H43ZM2 214H3V212H2ZM1 214V215H2ZM4 214V216L3 217H1V218H4L5 219V217H6V219H8L7 218V216ZM38 214V215H37ZM40 214V215H39ZM47 214H48V212H47ZM21 215V216H20ZM42 215V219L40 220V216ZM43 216H44V219H43ZM48 216V215H47ZM47 216H46V218H47ZM18 217V218H17ZM10 218H9V220H10ZM26 220H25V219ZM5 219V220H6ZM15 219H13V220H15ZM43 220V221H42ZM51 220V219H50ZM4 221V220H3ZM3 221H0V225L1 224H3V225H1V227L3 226L4 227V223H3ZM21 221V222H20ZM42 221V222H41ZM6 222V221H5ZM11 223L13 222L12 220L10 221ZM41 224H40V223ZM15 223V222H14ZM6 224H7V222H6ZM13 224V223H12ZM16 224V223H15ZM24 224H25V227H23L24 226ZM38 224V225H37ZM39 224L41 225V227H39ZM49 226H48V225ZM17 224L15 225L16 226V228H17V226H18ZM9 226V225H8ZM10 226H11V224H10ZM15 226H13V227H15ZM0 227V229H2ZM37 227V228H36ZM19 228V227H18ZM5 229H7V226H5ZM4 229V230H5ZM3 230V231H4ZM19 230V229H18ZM0 231H2V230H0ZM2 231V233L3 234H1V232H0V237H1V239H3V238H5L4 240H6L7 238H11V240L12 239H15L14 241H17V244L16 245H19V246H17V249H19V248H22V247H26V248H22V249H27V255H28V253L30 254L29 255V257H27V258H25V257H18V256H16V257H18V258H16L15 256H11V257H8V259H6V260H8L7 262H6V260L4 261V262H6L5 264H45V258L47 257V256H45V255H48L49 253V255H48V257L49 256H52L55 252H56V250H55V247L52 249V248H50V246H51V239L49 240L51 243H49L50 245H49V247H48V244L44 241V240H46V239H44L43 240V238H44V236H47V235H41V236H43V237H41L40 238V236H39V234L37 235V236H35L34 238L31 236L30 237V235H27L26 236V238H25V235H23V232L22 233H20V231H19V233H16L15 234V236L16 235H18L19 237H15L14 236V238L12 237V236H10L11 234H10V231L7 229V230H5L6 232L4 233ZM7 231H8V234H7ZM32 232V231H31ZM46 232V233H45ZM7 234V235H6ZM12 235H14V234H12ZM22 235H23V237H22ZM3 236H5V237H3ZM10 236V237H9ZM21 236V237H20ZM31 238V240H30V238ZM18 238V239H17ZM21 238V239H20ZM24 238V239H23ZM40 238V239H39ZM9 239H7V241L6 242H8L9 243V250L12 252V249H14L12 246L14 245L15 246V243L13 244L12 242H13V240L11 241V240H9ZM30 241H29V240ZM21 240H22V242H21ZM36 240H40L41 242H38V243H40V245H38V243L36 242ZM47 242H48V239L46 240ZM42 242H45V243H42ZM45 244V245H42V244ZM7 244V243H6ZM11 244H12V246H11ZM42 245V247H40ZM77 245H78V242H75L74 244H72V246H71V248H69V249H64V251H63V258H62V261H61V264H89V262H87L89 259H88V256H87V254H86V247H87V245L86 246H84V247H81L79 250H74L76 247H77ZM36 246H37V248H36ZM44 246V247H43ZM45 246H47V247H45ZM16 247V246H15ZM38 247H40V248H38ZM51 247H53V246H51ZM11 248V249H10ZM47 248H49L50 250H52V251H48L47 250ZM74 251H73V250ZM46 250H47V252H48V254H46L47 252H46ZM68 250V251H67ZM70 250H72L73 251V253H69L70 252ZM38 251V252H37ZM43 251V253L45 254V255H43V256H41V253H39V252H42ZM80 251V256H78L77 255V252H79ZM42 253V254H43ZM39 255H40V257H39ZM68 255V256H67ZM69 255H71V256H69ZM47 257V258H48ZM46 258V259H47ZM21 259H23V260H21ZM43 259H44V261H43ZM68 259V260H67ZM39 260V261H38ZM90 260H91V257H90ZM72 261H73V263H72ZM91 262V261H90ZM102 264H103V262H102Z\"/></svg>",
    "mask_w": 264,
    "mask_h": 264
}]
</instances>
